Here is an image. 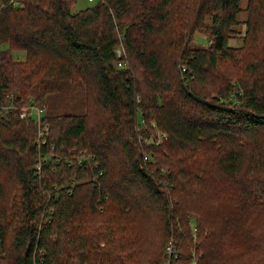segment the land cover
<instances>
[{
  "label": "trees",
  "instance_id": "obj_1",
  "mask_svg": "<svg viewBox=\"0 0 264 264\" xmlns=\"http://www.w3.org/2000/svg\"><path fill=\"white\" fill-rule=\"evenodd\" d=\"M74 1L0 0V264H264V0Z\"/></svg>",
  "mask_w": 264,
  "mask_h": 264
},
{
  "label": "built area",
  "instance_id": "obj_2",
  "mask_svg": "<svg viewBox=\"0 0 264 264\" xmlns=\"http://www.w3.org/2000/svg\"><path fill=\"white\" fill-rule=\"evenodd\" d=\"M92 1V0H91ZM7 2L12 5V6H17L19 4L18 0H7ZM116 55L118 56L116 65L119 68H125L127 66V61L125 59V54L123 49L117 48L115 50ZM181 70H184V66L181 65ZM12 98L13 96L10 94H6L3 101L0 102V113L4 114L7 110L12 109V108H17L18 109V117L20 119H34L36 123L38 124V131H37V136H36V141L42 139L47 131V124H41L40 120L44 116V108L40 106L37 102L32 100L30 97L28 98V101L26 103L21 104L20 106H16L12 103ZM235 95L231 93L227 101H234ZM42 126V127H40ZM163 138H165V134L161 133L159 131L156 132L155 140H152L151 138H147V140H143L140 134L137 136V139L139 141H143L144 143H150V142H155V141H161ZM149 141V142H148ZM148 153H145L143 155L144 160H148ZM94 159L93 154H86L85 151H81L75 156V161L78 165H88L91 167H95L97 163L95 161L91 162V160ZM39 166H37L38 168ZM165 254L170 258L172 256H175L174 253V248L172 245V241L169 239L166 243L165 246Z\"/></svg>",
  "mask_w": 264,
  "mask_h": 264
},
{
  "label": "rangeland",
  "instance_id": "obj_3",
  "mask_svg": "<svg viewBox=\"0 0 264 264\" xmlns=\"http://www.w3.org/2000/svg\"><path fill=\"white\" fill-rule=\"evenodd\" d=\"M96 2H97V0H92V1L91 0H75L74 4L72 6V9L75 11H79V10L85 9L86 7L94 6L96 4ZM235 29L239 32H237L235 34V36L230 39V41H229L230 45H235V44L239 43V41H238L239 36L238 35H241V32H243V30H244V26L242 24H238V25H236ZM193 43L203 45V44L207 43V39H206L204 34H202L200 32H196V33H194ZM3 47H4L3 44L0 45V48H3ZM15 57L21 58L22 53L21 52L20 53L13 52V58H15ZM42 104L45 106V108L47 107L46 104L44 103V101L42 102ZM61 104H62V108L60 109V111L57 108L51 109V105H50L49 113L50 114L63 113V112L79 113L82 111L80 99H79V96L77 94H74L72 97L64 98L62 100ZM138 120L140 121L139 114H138ZM253 226L255 227L256 232L258 230L264 231V221L262 219H258V220L255 219V221H253ZM244 256H245V258H241L235 262L239 263V264H253V261L256 260L260 256V252H257V253L255 252L252 254L247 253V254H244Z\"/></svg>",
  "mask_w": 264,
  "mask_h": 264
},
{
  "label": "bare ground",
  "instance_id": "obj_4",
  "mask_svg": "<svg viewBox=\"0 0 264 264\" xmlns=\"http://www.w3.org/2000/svg\"><path fill=\"white\" fill-rule=\"evenodd\" d=\"M49 134V133H48ZM40 146V145H39Z\"/></svg>",
  "mask_w": 264,
  "mask_h": 264
}]
</instances>
